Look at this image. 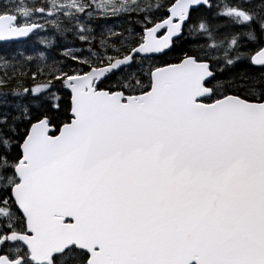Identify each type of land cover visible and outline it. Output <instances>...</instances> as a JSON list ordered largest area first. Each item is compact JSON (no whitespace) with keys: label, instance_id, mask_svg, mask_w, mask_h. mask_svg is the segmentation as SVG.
Segmentation results:
<instances>
[{"label":"snow or ice","instance_id":"1","mask_svg":"<svg viewBox=\"0 0 264 264\" xmlns=\"http://www.w3.org/2000/svg\"><path fill=\"white\" fill-rule=\"evenodd\" d=\"M0 264H264V0H0Z\"/></svg>","mask_w":264,"mask_h":264},{"label":"trees","instance_id":"2","mask_svg":"<svg viewBox=\"0 0 264 264\" xmlns=\"http://www.w3.org/2000/svg\"><path fill=\"white\" fill-rule=\"evenodd\" d=\"M182 46H184V47H186L187 46V44L185 43V41H183V40H181V41H178V43H177V49H179L180 47H182ZM39 47V46H38Z\"/></svg>","mask_w":264,"mask_h":264},{"label":"rangeland","instance_id":"3","mask_svg":"<svg viewBox=\"0 0 264 264\" xmlns=\"http://www.w3.org/2000/svg\"><path fill=\"white\" fill-rule=\"evenodd\" d=\"M41 35H47V34H41ZM39 46V45H38Z\"/></svg>","mask_w":264,"mask_h":264},{"label":"bare ground","instance_id":"4","mask_svg":"<svg viewBox=\"0 0 264 264\" xmlns=\"http://www.w3.org/2000/svg\"><path fill=\"white\" fill-rule=\"evenodd\" d=\"M42 34H47V33H42Z\"/></svg>","mask_w":264,"mask_h":264}]
</instances>
